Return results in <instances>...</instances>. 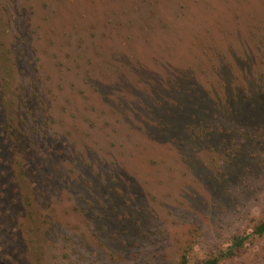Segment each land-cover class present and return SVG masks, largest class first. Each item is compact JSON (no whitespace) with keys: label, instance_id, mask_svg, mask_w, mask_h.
<instances>
[{"label":"rangeland","instance_id":"374dc122","mask_svg":"<svg viewBox=\"0 0 264 264\" xmlns=\"http://www.w3.org/2000/svg\"><path fill=\"white\" fill-rule=\"evenodd\" d=\"M264 0H0V264H264Z\"/></svg>","mask_w":264,"mask_h":264},{"label":"trees","instance_id":"16d2710c","mask_svg":"<svg viewBox=\"0 0 264 264\" xmlns=\"http://www.w3.org/2000/svg\"><path fill=\"white\" fill-rule=\"evenodd\" d=\"M264 234V221H262L254 230V235L262 236ZM245 238L237 237L233 239L232 245L224 252H221L217 256L210 257L207 260L201 262V264H219L220 261L226 258L234 256L235 250L240 249L244 245ZM179 264H191L186 255L181 257Z\"/></svg>","mask_w":264,"mask_h":264}]
</instances>
